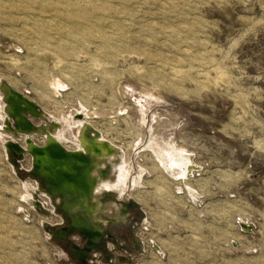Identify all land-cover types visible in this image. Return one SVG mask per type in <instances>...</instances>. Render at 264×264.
Instances as JSON below:
<instances>
[{
    "label": "rangeland",
    "instance_id": "1",
    "mask_svg": "<svg viewBox=\"0 0 264 264\" xmlns=\"http://www.w3.org/2000/svg\"><path fill=\"white\" fill-rule=\"evenodd\" d=\"M4 82L42 110L35 134L14 133ZM74 118L124 156L103 209L123 235L90 264H264V0H0V264H78L53 234L62 196L7 146L56 124L75 151ZM181 151L189 182L162 165Z\"/></svg>",
    "mask_w": 264,
    "mask_h": 264
},
{
    "label": "bare ground",
    "instance_id": "2",
    "mask_svg": "<svg viewBox=\"0 0 264 264\" xmlns=\"http://www.w3.org/2000/svg\"><path fill=\"white\" fill-rule=\"evenodd\" d=\"M146 71L145 67L139 68V73ZM158 73L162 75L161 71H153L150 74ZM201 73H198L200 75ZM169 77V82L166 83V86H171L174 90H179L178 80L175 77H186L187 73L182 70L173 68ZM190 75V73H188ZM190 78H194L191 74ZM4 90L6 101L8 105V112L13 117L14 123V133H22L25 136L35 134L37 128L33 123L28 121L27 115L28 112H33L35 116L41 117L43 114L42 110L36 109L35 111H30V106L26 103V100L19 98L14 92L10 84L4 82L2 85ZM13 102V103H12ZM23 103L27 106V109L23 106ZM22 105V107H21ZM73 128L78 139V147L75 149L77 152H82L85 155L90 157L91 165L87 171V179L90 184L92 197L89 198L85 192L78 191L76 194L78 201L73 205L71 212L83 216L88 219L87 221L96 225L99 229L103 230L104 226L98 225V218L100 213H102L105 206L104 196L106 192L115 187L117 189L116 193H120L123 190V183L120 178L119 181H116L113 184L112 173L116 174V171L120 169L121 164L124 162L123 151L117 147L112 142L103 138L101 133L97 131L91 124L88 122H81L74 118ZM58 126L56 124L45 128L46 133V143L50 142H59L58 135ZM33 146H36L34 141L30 138L26 141L25 146L23 147L25 153L28 152ZM9 151V150H8ZM9 156L10 152H9ZM162 165L165 168V171L168 175L174 177L175 179H183L185 182H189L191 178L195 175L196 171H199L198 165L194 162L192 156H190L185 151H181L178 156L173 155L172 153L168 154V160L166 162L162 161ZM106 168V169H105ZM17 169V168H16ZM116 176V175H115ZM188 188L194 190L188 185ZM120 191V192H119ZM112 201V200H111ZM107 202V205H111L110 208L112 211L118 209L120 202L118 199L113 202ZM125 207V206H124ZM122 208H120L121 210ZM126 213H129L127 207H125ZM106 224V221L104 222ZM247 230L252 229L250 226H245ZM155 248L158 250L159 246L155 245ZM130 264L131 260H128Z\"/></svg>",
    "mask_w": 264,
    "mask_h": 264
},
{
    "label": "water",
    "instance_id": "3",
    "mask_svg": "<svg viewBox=\"0 0 264 264\" xmlns=\"http://www.w3.org/2000/svg\"><path fill=\"white\" fill-rule=\"evenodd\" d=\"M13 92L19 98L26 100V103L30 106V111H35L37 109V106L22 94L14 90ZM23 106L27 109L24 103ZM28 113L35 115L33 112ZM9 116L13 119L10 114ZM7 146L17 150L18 155L25 153L24 148L18 143L9 142ZM26 153L32 155L35 176L39 179H43L49 190L56 195L63 194L61 199L63 201L62 211L70 219L68 221H73V225L68 224L66 227L61 228L59 230V237L65 239L68 234L78 230L88 239V243L83 250L79 249L77 245L72 244V248L77 251L78 257L84 260L80 254L86 253L92 249L99 236H101V232L96 227L94 228V226L87 221L88 219L72 213L71 210L73 205L78 201L76 196V194L79 193L78 191L85 192L89 195V198L92 197L90 184L86 175L91 165L90 157L82 152L67 150L59 142L46 143V145L42 147L33 146ZM135 204L139 206L137 202ZM77 248L79 250H77Z\"/></svg>",
    "mask_w": 264,
    "mask_h": 264
},
{
    "label": "flooded vegetation",
    "instance_id": "4",
    "mask_svg": "<svg viewBox=\"0 0 264 264\" xmlns=\"http://www.w3.org/2000/svg\"><path fill=\"white\" fill-rule=\"evenodd\" d=\"M67 150H69V149H67ZM40 181L43 183V185L45 186V188L50 192V194L53 195V197L56 198V196H58L54 192H52V191L49 190V188L47 187L46 182L43 179H40ZM59 195L63 197V194H59ZM103 199H104L105 206H106V203L107 202H110L112 200V197L111 196H107V194H105V196H104ZM135 203H134V201H126V202H124L123 207H122V211H125V213H126L125 207H127V209H128L129 212H130V210H134V211L138 212V210H140V205L137 203L139 205V206H137ZM140 212H141V210H140ZM61 213L65 216V220H64V223L63 224H60L55 229V231L53 232L54 238H55V240H59L61 242H65L66 245H68V250L70 251L71 258L76 259L78 261V264H90V258L92 257V255L97 250H103V251H105L104 250L105 249V245L108 242H112V241L117 242L118 239H120L119 237H121L123 235V234H120V236H115V235H113L110 232V230L108 229V226L113 223L112 222V219L109 218V220H108V216L105 214L104 211H102V213H100L99 218H98V225H99V227L103 225L104 226V229L101 230L96 225L95 226L93 225L94 228L96 227L97 229H99V231L101 232V236H99V238L96 241V244L93 245V247H92V249L90 251H88L86 253L80 254V256L83 257V259H84V260H82L81 258L78 257V255L76 253L77 251L72 248V245L71 244H76L79 247V249L83 250L84 247L86 246V244L88 243V239L86 238V236L84 234L80 233L78 230H75L74 232L68 234L65 237V239L60 238L59 237V230L61 228H63V227H66L68 224H72L73 225V221H68L70 219L62 211V208H61ZM140 215H141V213H140ZM105 221H106V224H104ZM129 224H130L129 225V228L130 229L128 231V236L131 238V240H133L136 243L137 246H140V243L135 239V230H134L135 227H133V224L136 225L137 223L136 222L133 223L131 221ZM74 234L76 235V237H75L76 240H74V241L75 242L77 241V243H74L72 240H70V236H72ZM122 239L126 240L123 237H122ZM79 249L77 248V250H79Z\"/></svg>",
    "mask_w": 264,
    "mask_h": 264
},
{
    "label": "crops",
    "instance_id": "5",
    "mask_svg": "<svg viewBox=\"0 0 264 264\" xmlns=\"http://www.w3.org/2000/svg\"><path fill=\"white\" fill-rule=\"evenodd\" d=\"M59 206V205H58Z\"/></svg>",
    "mask_w": 264,
    "mask_h": 264
}]
</instances>
